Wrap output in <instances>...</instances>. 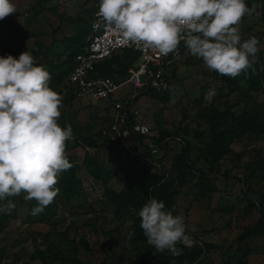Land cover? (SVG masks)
<instances>
[{"label": "rangeland", "instance_id": "obj_1", "mask_svg": "<svg viewBox=\"0 0 264 264\" xmlns=\"http://www.w3.org/2000/svg\"><path fill=\"white\" fill-rule=\"evenodd\" d=\"M94 1L12 0L18 12L0 20V57L31 52L62 96L58 123L71 125L74 134L66 142L73 167L58 178L59 194L42 212L47 222H29V207L37 202L25 200V193L0 201L14 205L0 210V264H178L168 259L169 250L149 245L140 227L138 213L156 198L157 187L158 197L171 198L173 215L184 219L189 239L177 248L203 252L191 264H264V215L258 209L264 207V0H245L251 12L237 25L242 42L259 41L246 74L222 76L186 48L168 67V87L157 91L159 99L143 89L129 101L131 88L121 91L125 109L137 113L128 114V121L149 127L146 144L178 138L155 154L144 147L143 160L135 158L130 142L122 146L104 133L111 121L108 106L76 99L67 85L70 49L89 34ZM114 56L101 75L122 83L132 62L139 66L141 60L131 51ZM86 158H93L91 170L103 179L84 167ZM71 170L80 187L66 199L59 182ZM128 174L163 178L122 209L112 193L124 188Z\"/></svg>", "mask_w": 264, "mask_h": 264}, {"label": "clouds", "instance_id": "obj_2", "mask_svg": "<svg viewBox=\"0 0 264 264\" xmlns=\"http://www.w3.org/2000/svg\"><path fill=\"white\" fill-rule=\"evenodd\" d=\"M15 12L12 0H0V20ZM250 12L245 0H100L98 17L126 41L162 55L177 52L183 41L208 69L235 78L253 69L258 51V39L242 42L237 27ZM50 79L29 50L0 57V201L25 193L37 202L32 215L54 201L60 174L73 167L66 156L73 130L58 123L62 96ZM13 206L9 201L0 210ZM138 215L149 245L182 254L176 245L189 239L182 216L155 198Z\"/></svg>", "mask_w": 264, "mask_h": 264}, {"label": "built area", "instance_id": "obj_3", "mask_svg": "<svg viewBox=\"0 0 264 264\" xmlns=\"http://www.w3.org/2000/svg\"><path fill=\"white\" fill-rule=\"evenodd\" d=\"M100 0H95L91 14V33L82 47L73 55L72 67L67 77V85L76 99L101 102L113 110L111 121L106 130L109 140L126 146L130 142V151L136 159L141 158L140 150L147 147L151 154L157 153L162 144L178 141L176 137H166L158 145L145 142L133 145L132 136L147 137L150 134L146 124L135 121L130 127L128 114L136 115L135 110H126L128 101L124 100L121 91L131 88L130 100L137 97L143 89L162 91L168 87L167 69L178 52L162 55L158 50L141 47L126 41L118 32L106 27L98 17ZM123 50H131L138 54L141 64L127 71L124 82L116 83L111 77L102 76L97 67L113 54ZM132 143V144H131ZM156 166V164H153Z\"/></svg>", "mask_w": 264, "mask_h": 264}, {"label": "trees", "instance_id": "obj_4", "mask_svg": "<svg viewBox=\"0 0 264 264\" xmlns=\"http://www.w3.org/2000/svg\"><path fill=\"white\" fill-rule=\"evenodd\" d=\"M73 19L70 18L68 19V21H72ZM92 22V21H91ZM91 33V24H90V32L89 34L79 43H76L72 49H70V56L71 59H73V55L82 47V45L84 44V41L87 39V37L90 35ZM186 50L185 45L182 43H180L179 48H178V52L182 53L183 51ZM123 51H131V50H123ZM121 51V52H123ZM133 52V51H131ZM135 54V58H139L138 54L133 52ZM117 54V53H116ZM115 55V54H114ZM111 56L109 59L105 60L103 63H101L98 67H97V72L101 75V71L103 69V67L106 65V63L109 60L114 59L115 56ZM135 59V60H136ZM134 61L132 62V66H133ZM72 67V60H71V64H70V69ZM103 76V74H102ZM105 76V75H104ZM106 77H111V76H106ZM149 93L148 95L150 96V98L152 99H159V93L157 91L154 90H148ZM132 121H128L127 122V126L130 127L132 125ZM147 137H140V136H132V141L134 142V144L138 143H143L144 141H146ZM159 141L161 140H157L156 142H153L155 144H157ZM136 142V143H135ZM160 144V143H159ZM77 145V144H76ZM89 145H83L84 148H88ZM95 163V161L93 160V158L89 159L86 158L84 161V167L90 171L91 175L96 177L98 180L103 179L105 176H97V171L96 170H91V166ZM147 176L145 175L142 179H138L135 178L134 176L132 177L130 174H128L126 176V182L124 185V188L117 194L112 193L113 198L116 200V202H118L119 205H121L122 209H126L128 208L131 204H133L134 202L137 201V199L140 197V191H145L147 189H152L154 187H157L159 184V180L163 178V176H161L160 174L154 176H150L149 178L147 177V179L145 180ZM61 179V177H60ZM138 180H143L142 185L139 184ZM61 185V189L64 195L67 196L66 199H70L74 196L77 195L79 187H80V182L79 180L76 178L75 176V172L73 170L66 172L64 174V178L61 179V181L59 182ZM104 184L106 183V181L103 182ZM160 189H156V198L154 196L155 199L157 200H161L164 202L165 204V210H171V198L167 196V199H165L164 195L163 196H159L158 197V191ZM36 206V204H31L29 207V213H28V219L30 223H34V224H43L45 222L48 221V216L45 215L44 213H40L38 215H32V209ZM260 213H262V215H264V207L258 208ZM173 212V211H172ZM85 248L87 249V246H85ZM180 249L182 250V254L178 255V256H171L168 259L170 260H176V262L178 264H184V263H194L195 261H197L201 255L203 254L201 248L198 247H192V248H186L184 246H181Z\"/></svg>", "mask_w": 264, "mask_h": 264}, {"label": "crops", "instance_id": "obj_5", "mask_svg": "<svg viewBox=\"0 0 264 264\" xmlns=\"http://www.w3.org/2000/svg\"><path fill=\"white\" fill-rule=\"evenodd\" d=\"M177 52H178V51H177ZM183 52H184V51H183ZM183 52H182V53H183ZM113 55H114V54H113ZM113 55H112V56H113ZM132 67H136V66L133 65ZM111 111H112V114H111L110 116H112V115L114 114V112H113L112 109H111Z\"/></svg>", "mask_w": 264, "mask_h": 264}]
</instances>
